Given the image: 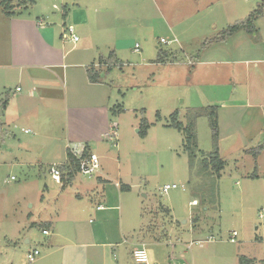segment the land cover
Masks as SVG:
<instances>
[{
    "label": "rangeland",
    "instance_id": "obj_1",
    "mask_svg": "<svg viewBox=\"0 0 264 264\" xmlns=\"http://www.w3.org/2000/svg\"><path fill=\"white\" fill-rule=\"evenodd\" d=\"M22 11L53 28L66 64L79 58L92 64L102 86H77L79 69L67 68L60 90L81 106L90 98L108 105L107 133L116 125V136L71 144L89 145L98 157L109 191L104 201L93 193L101 189L99 174H78L64 190L51 179L49 168L65 161L68 145L60 113L56 127L42 122L34 139L35 130L26 134L27 126L12 122L11 103L0 107V264H40L51 245L65 248V241L84 238L76 231L89 230L96 233L89 254L98 264H133L129 251L138 243L153 264H264V0H34ZM79 12L89 27L75 25L72 43L61 33ZM251 13H258L252 31L218 41ZM157 49L176 61L158 63ZM4 87L27 90L14 75ZM209 108L216 113V141ZM175 112L184 129L193 125L192 167L183 133L170 127ZM215 150L225 162L219 179L202 164ZM119 182L129 190L118 193ZM173 184L179 188L161 192ZM98 205L103 212L95 211ZM31 249L40 252L33 263L26 259Z\"/></svg>",
    "mask_w": 264,
    "mask_h": 264
},
{
    "label": "crops",
    "instance_id": "obj_2",
    "mask_svg": "<svg viewBox=\"0 0 264 264\" xmlns=\"http://www.w3.org/2000/svg\"><path fill=\"white\" fill-rule=\"evenodd\" d=\"M13 5L16 4L13 3ZM22 10L16 8L12 17H6L2 14L0 8V48L3 47V50H0V82L6 84L8 76L14 75L19 78V81H23L27 85V90L16 87L14 91L11 89L6 91L7 87H4L5 84H3L4 93H1L3 98L1 101L7 100V105L0 107L2 110H6L12 104L15 108L12 122L23 123L27 126L28 129L24 131L26 134L29 133V128L35 130L36 133H33L34 139H39L42 135L38 130L42 122L48 124L52 129L56 127L55 120L59 113L62 117V124L66 126L65 144L88 143L94 140L97 135L103 137L109 129L108 111L112 109H109L108 105H100L97 98H90L88 105L81 106L75 100L69 101L67 95L65 93L63 95L60 90L62 80L66 78L65 69L67 68L79 69L78 73L75 74L77 86H102L101 82L93 84L88 80L87 69L92 64L87 66L88 63L82 58L66 64L68 54L63 49V41L56 38L53 28L42 17L34 19L30 15H23ZM67 14H65V19L68 17ZM70 19L74 22L69 24L72 26L88 24L84 13L70 14ZM79 49L82 48L79 47L76 51ZM83 51H86V49L83 48ZM95 60L94 62H96ZM59 102H61L60 105ZM70 102L74 103L70 104ZM3 112H0V116L3 115ZM86 146L91 149L89 145ZM106 178L105 174H99L97 182L101 189L100 191L98 188L93 190V193L104 201L108 200L109 195V191L104 189ZM73 181L68 186H71ZM116 184L115 187L119 189L118 193L123 192L122 186H127L121 183L116 186ZM68 186L62 187L61 184H58V187L62 190ZM194 203L196 201L193 200L192 204ZM96 208V212H103V210L97 211ZM48 228L50 227H45L42 230L48 231ZM76 233L78 237H81L83 233L84 238L79 239V241L76 239L65 241L69 242V245H66L65 248L61 247L63 249H53L51 245L46 260H43L40 264H98L97 259L89 254L93 248L92 239L96 233L91 230L76 231ZM53 237L56 240H61L62 237L66 240L64 235L57 232H54ZM26 243H29V241H26ZM50 243H52V239ZM141 244L143 243H138L132 249ZM84 248H89V251L81 253L80 251ZM132 249L129 251V256H131ZM57 253L59 255L53 258ZM89 260H92L93 263Z\"/></svg>",
    "mask_w": 264,
    "mask_h": 264
},
{
    "label": "trees",
    "instance_id": "obj_3",
    "mask_svg": "<svg viewBox=\"0 0 264 264\" xmlns=\"http://www.w3.org/2000/svg\"><path fill=\"white\" fill-rule=\"evenodd\" d=\"M34 2V0H23L22 2L13 5L10 0H1L0 1V8L2 11V14L6 17H12L14 15V10L16 8L19 9H23V10H27L28 6L31 5ZM256 14L258 13H251L248 18L246 19V21L244 22H240L239 24H234L232 26H229L226 28V30H224L223 32H221V35L219 36L218 41H224L226 39H228L229 37L233 36L235 33H237L238 31L244 30L246 32H250L253 30V21L255 20ZM112 58V54L110 55V57L108 59ZM98 64L104 63L105 64V60L104 59H99L98 60ZM157 61L158 63H166V62H175L176 58L175 56L172 54L171 51L167 52L165 50L162 49H158V54H157ZM111 65H113L112 63V59L109 61V63L107 64V67H110ZM114 66H120V64H116ZM87 76H88V80L90 81V83L93 84H98L99 78L100 76L98 75L97 72H95L94 68L91 66L87 69ZM7 105V100L1 101V107H5ZM208 118H209V122H210V126L212 128L213 131V139L214 141H216V137H217V122H216V113H215V109L214 108H209L208 112L207 110H205ZM177 116L178 113H174L171 116V123H170V127H173L175 129H177L178 131L183 133L184 136V145H185V150L188 152L189 155V160L191 162V167H192V162H193V158L195 157V154L193 153L194 151V147H195V134L192 130L193 125L191 124V126L186 127L185 129L181 126L180 123H178L177 121ZM146 129H147V125L145 122H143L140 134L141 135H145L146 134ZM193 148V149H192ZM85 152L89 153V148L88 146L85 147ZM253 157L256 158L257 157V152L253 154ZM204 169L208 166H210L212 172L215 174L216 178L219 179L220 175H221V171L224 169L225 166V162L219 157L217 150H215L213 152L212 155H210L208 162L205 160L202 162ZM60 170H61V186L65 187L68 186L69 184H71V182L75 179V177L78 175V164L77 161L72 158L70 156V154L66 151V161L60 166ZM123 191H127L129 190L128 186H122L121 187ZM198 219L195 220V222H197Z\"/></svg>",
    "mask_w": 264,
    "mask_h": 264
},
{
    "label": "built area",
    "instance_id": "obj_4",
    "mask_svg": "<svg viewBox=\"0 0 264 264\" xmlns=\"http://www.w3.org/2000/svg\"><path fill=\"white\" fill-rule=\"evenodd\" d=\"M62 37L64 39L70 40L72 43L78 42V37L75 34L74 26L68 25L67 27H63ZM176 39L166 41L165 39H161L160 43L163 45H168L170 43H175ZM140 47L136 44L134 45V51L139 52ZM113 131L106 134L108 139H111V137L116 136V125L112 126ZM66 151L70 154L72 158H74L77 161L78 164V174L86 177V178H93L96 175L99 174V159L94 153H86L85 152V146H78V145H71L68 144L66 146ZM62 165V164H61ZM61 165H53L49 168V175L51 179L57 183L61 184ZM10 180H14L13 177L10 178ZM116 186H118L116 184ZM179 187L176 185H164L161 189V192L163 194H166L167 192L171 190H176ZM184 190V186L180 187ZM102 206H97L96 210L100 211L102 210ZM259 219L263 218V214L259 213ZM42 235H48V231L42 230ZM237 233L232 232V235L230 236V243H234L236 241ZM40 256V252L37 249H31L26 253V259L29 263H33L37 260V258ZM131 259L133 264H153L149 261L147 253L144 249V245L141 244L131 251Z\"/></svg>",
    "mask_w": 264,
    "mask_h": 264
}]
</instances>
